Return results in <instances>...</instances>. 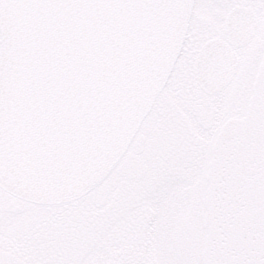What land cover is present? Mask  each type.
<instances>
[{"label": "snow or ice", "instance_id": "obj_1", "mask_svg": "<svg viewBox=\"0 0 264 264\" xmlns=\"http://www.w3.org/2000/svg\"><path fill=\"white\" fill-rule=\"evenodd\" d=\"M0 264H264V0H0Z\"/></svg>", "mask_w": 264, "mask_h": 264}, {"label": "rangeland", "instance_id": "obj_2", "mask_svg": "<svg viewBox=\"0 0 264 264\" xmlns=\"http://www.w3.org/2000/svg\"><path fill=\"white\" fill-rule=\"evenodd\" d=\"M192 15L200 18L206 23H217L225 18L226 13L222 9H214L211 11H194ZM250 47H252V45H250ZM249 85H254V81L250 80ZM105 184L109 185L113 190L115 189V185H113V181L111 179L106 181ZM15 211L16 210L14 209V213Z\"/></svg>", "mask_w": 264, "mask_h": 264}, {"label": "flooded vegetation", "instance_id": "obj_3", "mask_svg": "<svg viewBox=\"0 0 264 264\" xmlns=\"http://www.w3.org/2000/svg\"><path fill=\"white\" fill-rule=\"evenodd\" d=\"M130 166L134 165V161H130ZM128 182V178L125 177L123 180H121V183H127ZM113 185H115V189H118L119 188V184L117 183H114L113 182ZM112 188H110L109 185H106L105 183L101 186H99L97 189H96V193H95V203L98 205V206H104L108 203L107 199H106V194L108 192H111V191H114ZM14 212V210H13Z\"/></svg>", "mask_w": 264, "mask_h": 264}, {"label": "water", "instance_id": "obj_4", "mask_svg": "<svg viewBox=\"0 0 264 264\" xmlns=\"http://www.w3.org/2000/svg\"><path fill=\"white\" fill-rule=\"evenodd\" d=\"M226 15H227V14H226ZM225 18H226V16H225ZM30 199H35V198H32V197H30ZM36 202H37V203H39V201H38V200H37Z\"/></svg>", "mask_w": 264, "mask_h": 264}]
</instances>
